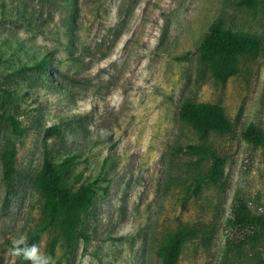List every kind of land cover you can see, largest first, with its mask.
<instances>
[{"label":"rangeland","instance_id":"374dc122","mask_svg":"<svg viewBox=\"0 0 264 264\" xmlns=\"http://www.w3.org/2000/svg\"><path fill=\"white\" fill-rule=\"evenodd\" d=\"M214 21L263 39L225 83L199 63ZM45 53L48 70L32 68ZM186 99L219 103L234 123L205 137L226 163L198 191L203 161L175 150L203 141L180 118ZM0 110L29 128L20 135L0 118V153L17 150L10 184L0 157V264H15L41 219L34 180L55 125L50 156L76 155V186H108L84 213L89 239H61L56 264H163L165 237L184 225L204 231L176 264H264V234L229 223L238 196L264 212L263 149L244 136L264 129V0H0ZM54 235L44 233L40 254Z\"/></svg>","mask_w":264,"mask_h":264},{"label":"trees","instance_id":"16d2710c","mask_svg":"<svg viewBox=\"0 0 264 264\" xmlns=\"http://www.w3.org/2000/svg\"><path fill=\"white\" fill-rule=\"evenodd\" d=\"M262 50L263 39L260 35L241 33L226 27L221 21H214L199 46V63L202 69L210 71L217 80L225 83L240 71L244 59H253ZM49 59V54L45 53L31 67L48 70ZM179 115L181 120L198 128L203 139L202 142L186 143L175 149L176 153L198 157L200 162L203 161L202 173L196 178L195 191H198L203 184L220 181L226 163L225 156L208 143L205 137L210 130L230 132L234 129V123L224 107L212 101L186 99L180 106ZM0 118L10 120L13 131L20 135H24L29 129L22 126L20 120L13 114H6L0 110ZM60 132V125L47 129L45 157L34 180V185L43 198L41 219L28 240L19 248L15 264H30L18 253L31 245H37L39 248L41 238L48 230H54L55 235L48 241L45 255H51L53 258L61 239L68 244L80 238L89 239V234L82 227L84 213L93 204L101 188L105 192L108 191V186H101L98 178L76 186L73 180L76 155L67 156L60 161L50 156L48 138ZM244 136L254 145L261 147L264 156V129L249 125L244 131ZM16 156L17 150L14 146H6L0 153L3 179L8 184L12 182L17 170ZM229 223L239 229H255L252 237L264 234V212H254L250 204L240 196L237 198L234 215ZM202 231L204 229L201 227L184 225L170 232L161 245L160 255L163 264H176L181 245L197 237Z\"/></svg>","mask_w":264,"mask_h":264},{"label":"clouds","instance_id":"9594fccd","mask_svg":"<svg viewBox=\"0 0 264 264\" xmlns=\"http://www.w3.org/2000/svg\"><path fill=\"white\" fill-rule=\"evenodd\" d=\"M23 259L30 262V264H56L51 255H43L39 253L37 245H31L26 250L18 253Z\"/></svg>","mask_w":264,"mask_h":264}]
</instances>
